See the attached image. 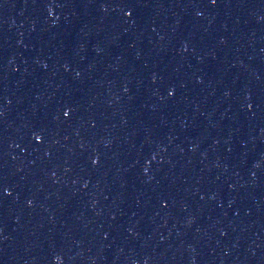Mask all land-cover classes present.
I'll return each instance as SVG.
<instances>
[{
	"label": "water",
	"instance_id": "water-1",
	"mask_svg": "<svg viewBox=\"0 0 264 264\" xmlns=\"http://www.w3.org/2000/svg\"><path fill=\"white\" fill-rule=\"evenodd\" d=\"M262 17L0 0V264H264Z\"/></svg>",
	"mask_w": 264,
	"mask_h": 264
},
{
	"label": "snow or ice",
	"instance_id": "snow-or-ice-1",
	"mask_svg": "<svg viewBox=\"0 0 264 264\" xmlns=\"http://www.w3.org/2000/svg\"><path fill=\"white\" fill-rule=\"evenodd\" d=\"M208 2H209L211 5H213V6H215V5L217 4V0H208ZM125 8H127V7L125 6L124 8H120V10H121V11H124ZM127 9H128V8H127ZM49 11L51 12V9H49ZM125 14H126V16H132V15H133V11L130 10V9H128V11H127ZM197 15H202V13H201V12H197ZM262 19H264V17H262ZM184 51H185V52L188 51V46H187V45L184 46ZM45 67H47V65H45ZM77 75H79V73H77ZM125 91H127L126 88H125ZM175 91H176V90H175L174 87H170L169 90H168V96H169V97H173V96L175 95ZM226 94H227V93H226ZM248 107L251 108L252 105L249 104ZM2 115H3V113L0 112V116H2ZM64 115L67 116V115H68V112L65 111V112H64ZM35 139H36L37 141H41V138H40V136H38V135L35 136ZM41 143H42V141H41ZM153 159H155V157H153ZM145 171H147V169H146ZM53 175H55V173H53ZM0 191H2V192H7V188H6V187H3V186H0ZM7 195H11V192H7ZM201 199H203V197H201ZM27 203H28V205H31V204H32V201H31V200H28ZM165 206H166V205H165Z\"/></svg>",
	"mask_w": 264,
	"mask_h": 264
}]
</instances>
